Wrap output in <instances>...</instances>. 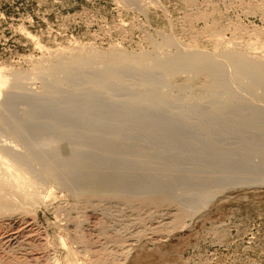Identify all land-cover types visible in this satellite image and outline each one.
<instances>
[{"label":"bare ground","instance_id":"6f19581e","mask_svg":"<svg viewBox=\"0 0 264 264\" xmlns=\"http://www.w3.org/2000/svg\"><path fill=\"white\" fill-rule=\"evenodd\" d=\"M228 48L210 54L178 45L171 54L132 55L80 47L51 53L55 62L35 67L51 83L42 95L55 100L62 87L74 88L79 80L105 94L112 84H123V73L161 75L160 84L143 87L144 99L122 100L116 111L87 103L47 107L34 99L22 72L9 74L0 66V130H6L0 134V264H60L57 253H49L53 243L34 228L36 217L25 220L28 210L52 193L46 183L73 192L75 204L65 211L61 227L71 242L93 264H127L143 239L168 238L186 229L201 204L231 183L264 178V58L249 53V47L241 52ZM86 68L96 72L92 78ZM58 71L65 76L57 77ZM183 73L196 81L204 78L201 93L213 105L210 110L186 108L192 101L164 90L161 84ZM191 82L183 81L181 93L193 88ZM234 84L254 93L253 98L236 95ZM21 103L25 107L19 108ZM178 105L181 109L172 113L170 108ZM95 110L92 118L72 117ZM230 138L240 139L239 148H226ZM105 201L129 208L130 214H109L101 206ZM15 216L20 219L12 220ZM119 217L125 218L122 228ZM60 246L68 248L63 238Z\"/></svg>","mask_w":264,"mask_h":264},{"label":"rangeland","instance_id":"374dc122","mask_svg":"<svg viewBox=\"0 0 264 264\" xmlns=\"http://www.w3.org/2000/svg\"><path fill=\"white\" fill-rule=\"evenodd\" d=\"M178 45L199 48L210 54L229 45L228 49L236 52L249 47V53L263 59L264 0H134L132 3L125 0H0V66L9 74L22 72L28 78L26 83L33 91L34 99L55 110L66 106L80 108L87 103L93 107L112 106L116 111L120 105L123 107L121 102L127 98L138 99L141 95L142 98L144 86L152 82L160 84L163 78L160 74L147 77L142 73H123V84H112L108 90L112 93L107 91L105 94L92 91L84 80H79L74 88L62 87L60 98L55 100V97L42 95V88L50 87L51 83L35 70L37 66H48L56 61L51 53L86 47L99 53L117 49L132 55L144 52L171 54ZM85 70V75L90 78L96 73L89 68ZM56 76L63 78L65 75L58 71ZM239 77L244 79L240 84H244L245 76ZM194 78L183 73L177 82L161 85L172 96L192 101L193 105L183 107L210 110L213 105L201 93L204 78L197 77L199 82ZM183 81H192L194 90L190 88L181 93ZM233 86L236 95L253 98L254 93H244L239 84ZM18 106L25 107L24 103ZM179 108L180 105L170 110L178 112ZM95 113L96 110L89 114L75 113L72 117L77 116V120L86 116L92 118ZM74 133L81 134L82 131ZM239 140L228 139L226 148L238 147ZM28 160L31 164L35 161L33 156H28ZM46 184L44 187L52 188V193H47L45 203L40 202L36 208L29 209L25 220L31 222V218L36 217L34 228L42 232L50 244L53 243L49 253H57L60 264H93L92 257L82 253V248L72 243L68 233L61 229L66 224L65 211L75 204L72 190L61 184ZM102 205L111 215L130 214L129 208L116 202L105 201ZM87 214L91 220V214ZM15 217H11L12 220L20 219ZM123 219H117L118 227L123 224ZM192 220L186 229L174 231L168 238L143 239L134 247L127 264H264V178L253 183H231L206 205L201 204ZM59 237L65 240L68 250L61 248Z\"/></svg>","mask_w":264,"mask_h":264}]
</instances>
